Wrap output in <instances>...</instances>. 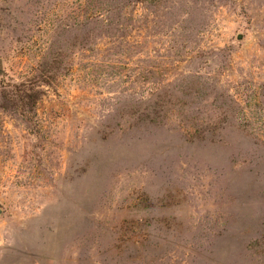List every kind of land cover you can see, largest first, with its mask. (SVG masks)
Instances as JSON below:
<instances>
[{"label":"rangeland","instance_id":"1","mask_svg":"<svg viewBox=\"0 0 264 264\" xmlns=\"http://www.w3.org/2000/svg\"><path fill=\"white\" fill-rule=\"evenodd\" d=\"M0 264H264V0H0Z\"/></svg>","mask_w":264,"mask_h":264},{"label":"water","instance_id":"2","mask_svg":"<svg viewBox=\"0 0 264 264\" xmlns=\"http://www.w3.org/2000/svg\"><path fill=\"white\" fill-rule=\"evenodd\" d=\"M239 39H240V37H239Z\"/></svg>","mask_w":264,"mask_h":264}]
</instances>
